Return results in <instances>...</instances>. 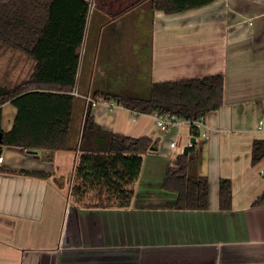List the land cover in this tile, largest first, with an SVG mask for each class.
I'll return each mask as SVG.
<instances>
[{
	"label": "crops",
	"instance_id": "crops-1",
	"mask_svg": "<svg viewBox=\"0 0 264 264\" xmlns=\"http://www.w3.org/2000/svg\"><path fill=\"white\" fill-rule=\"evenodd\" d=\"M85 1L91 8L72 92L73 148L0 144V264H264V205H253L264 193V158L253 163V143L264 139V0H215L175 14L155 9L153 0ZM0 52V83L13 90L35 60L5 45ZM214 74L224 75V103L194 143L210 184L207 210L176 209V194L164 187L169 167L191 147L190 126L163 131L154 114L101 97L93 106L98 125L157 146L143 154L129 205L73 199L87 96L141 94L152 82ZM22 97L26 134L42 138L51 108L40 96ZM18 113L13 101L2 104L3 133ZM223 178L232 182L229 210L220 208Z\"/></svg>",
	"mask_w": 264,
	"mask_h": 264
},
{
	"label": "trees",
	"instance_id": "trees-1",
	"mask_svg": "<svg viewBox=\"0 0 264 264\" xmlns=\"http://www.w3.org/2000/svg\"><path fill=\"white\" fill-rule=\"evenodd\" d=\"M213 1L153 0L152 4L155 9L175 14ZM90 8L91 4L85 0H0V48L5 45L35 60L31 75L13 87L15 89H6L11 87L0 83V131L2 104L13 101L19 105L13 129L4 133V145L52 151L73 148L68 138L76 98L72 92L76 88L79 49L85 39ZM224 91V75L214 74L152 82L141 94L102 91L92 97L115 101L136 113H171L193 121L219 109L224 103ZM29 95L40 96L51 108L45 114L42 138L28 136L23 125L25 110L20 98ZM58 104H64L63 111L57 109ZM40 114L41 111L36 116ZM190 128L194 137L200 135L195 125ZM156 146L157 143L146 136L133 137L104 130L95 121L92 103H87L82 135L76 145L81 155L72 188L73 199L83 203L88 198L90 205L101 207L129 205L134 195L133 184L142 170L143 154ZM1 149L0 146V155ZM263 158L264 139H257L253 143V163ZM199 164L200 149L193 144L169 167L164 187L176 194V209L209 208V179L199 173ZM219 193L220 208L231 209L233 190L230 179L220 180ZM253 205H264V193Z\"/></svg>",
	"mask_w": 264,
	"mask_h": 264
},
{
	"label": "built area",
	"instance_id": "built-area-1",
	"mask_svg": "<svg viewBox=\"0 0 264 264\" xmlns=\"http://www.w3.org/2000/svg\"><path fill=\"white\" fill-rule=\"evenodd\" d=\"M77 94V90L75 91ZM87 103H92V105H96L98 102V99L87 96ZM156 121H157V125L159 126V128L163 131H168L169 129H171L174 126H180L182 124H187L191 127V125H195L198 130L201 132L203 127L206 125V121H207V117L202 116L200 119L197 120H187L185 118L179 117L175 114H159L158 112L153 113ZM178 144L177 141H172L171 142V147H176ZM190 145H193V143H191ZM4 157L3 155H0V161H3Z\"/></svg>",
	"mask_w": 264,
	"mask_h": 264
},
{
	"label": "water",
	"instance_id": "water-1",
	"mask_svg": "<svg viewBox=\"0 0 264 264\" xmlns=\"http://www.w3.org/2000/svg\"><path fill=\"white\" fill-rule=\"evenodd\" d=\"M3 142H4V133L3 131H0V144H3ZM191 142L194 144L196 142V137H193L191 139ZM187 151H188V146L184 148L183 152L185 153Z\"/></svg>",
	"mask_w": 264,
	"mask_h": 264
},
{
	"label": "rangeland",
	"instance_id": "rangeland-1",
	"mask_svg": "<svg viewBox=\"0 0 264 264\" xmlns=\"http://www.w3.org/2000/svg\"><path fill=\"white\" fill-rule=\"evenodd\" d=\"M5 58H6V57H5ZM7 58H8V57H7ZM145 58L147 59V54L145 55ZM3 59H4V57L1 58V60H3ZM144 65H145V67L147 68L148 65H149V62H148V61L144 62ZM146 68H143V69H142V71H143L144 74H146V73L148 72V69H146ZM146 75H147V74H146ZM144 78H147V76H144ZM131 89H133V88H131Z\"/></svg>",
	"mask_w": 264,
	"mask_h": 264
}]
</instances>
